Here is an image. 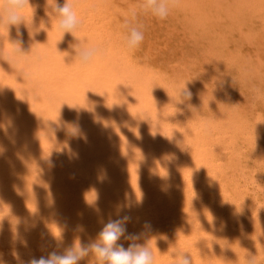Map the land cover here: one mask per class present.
<instances>
[{"label":"rangeland","instance_id":"1","mask_svg":"<svg viewBox=\"0 0 264 264\" xmlns=\"http://www.w3.org/2000/svg\"><path fill=\"white\" fill-rule=\"evenodd\" d=\"M67 2L75 37L100 50L87 65L54 0H29L19 31L0 27L5 264L95 242L125 215L154 264H176L177 251L192 264H264V0L139 12L135 49L125 24L142 0ZM79 264L98 262L90 252Z\"/></svg>","mask_w":264,"mask_h":264},{"label":"clouds","instance_id":"2","mask_svg":"<svg viewBox=\"0 0 264 264\" xmlns=\"http://www.w3.org/2000/svg\"><path fill=\"white\" fill-rule=\"evenodd\" d=\"M26 5L30 6L29 0H2L0 3V27H15L18 31L21 25L25 23L24 9ZM172 0H142L138 7H134L130 13V19L126 22L127 29L125 35V43L128 49L137 48L144 39V34L140 27L135 24L136 17L139 12L150 13L152 16L165 20L172 8ZM52 12L56 14L57 28L62 32L70 33L76 40L73 47L75 57L78 58L82 65H87L94 57L100 54V50L96 47H88L81 44L75 37L74 33L80 26L73 5L67 0L61 4L58 0L49 5ZM98 200V194L90 203ZM131 204L117 205V215L125 208H131ZM99 212V209H96ZM131 219L129 216H123L119 219H109L98 233V240L87 244L77 241L68 249L61 253L55 250L48 255H42L39 258L32 256L25 264H79L83 258L89 253H94L98 264H154V257L150 247L142 246L135 241L146 233H127L126 223ZM146 229H151L149 223H145ZM82 230V229H81ZM121 237L126 240L133 241L128 247L118 243ZM26 244V242H25ZM59 247V245H57ZM176 264H192V258L187 252L177 251L174 254ZM0 264H5L2 255H0ZM250 264H255L250 259Z\"/></svg>","mask_w":264,"mask_h":264},{"label":"bare ground","instance_id":"3","mask_svg":"<svg viewBox=\"0 0 264 264\" xmlns=\"http://www.w3.org/2000/svg\"><path fill=\"white\" fill-rule=\"evenodd\" d=\"M6 247V246H5Z\"/></svg>","mask_w":264,"mask_h":264}]
</instances>
